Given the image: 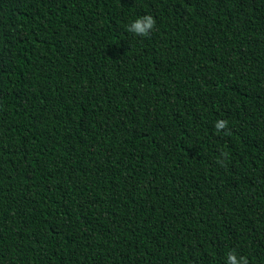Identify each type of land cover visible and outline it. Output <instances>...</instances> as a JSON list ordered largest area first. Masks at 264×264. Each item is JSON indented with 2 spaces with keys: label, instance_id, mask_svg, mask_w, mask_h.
Returning a JSON list of instances; mask_svg holds the SVG:
<instances>
[{
  "label": "trees",
  "instance_id": "1",
  "mask_svg": "<svg viewBox=\"0 0 264 264\" xmlns=\"http://www.w3.org/2000/svg\"><path fill=\"white\" fill-rule=\"evenodd\" d=\"M229 252L264 264V0H0V264Z\"/></svg>",
  "mask_w": 264,
  "mask_h": 264
},
{
  "label": "clouds",
  "instance_id": "2",
  "mask_svg": "<svg viewBox=\"0 0 264 264\" xmlns=\"http://www.w3.org/2000/svg\"><path fill=\"white\" fill-rule=\"evenodd\" d=\"M155 23V19L151 15H144L128 25L127 31L135 36L147 37L155 27ZM227 126V120H219L214 125L217 132L226 129ZM227 264H248V260L246 257L238 258L234 252H229L227 255Z\"/></svg>",
  "mask_w": 264,
  "mask_h": 264
}]
</instances>
